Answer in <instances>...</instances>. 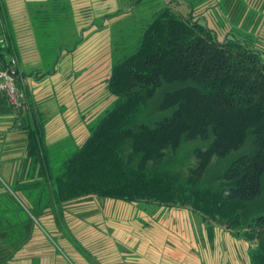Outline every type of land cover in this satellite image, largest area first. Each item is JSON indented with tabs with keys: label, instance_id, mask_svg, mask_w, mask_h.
<instances>
[{
	"label": "trees",
	"instance_id": "obj_1",
	"mask_svg": "<svg viewBox=\"0 0 264 264\" xmlns=\"http://www.w3.org/2000/svg\"><path fill=\"white\" fill-rule=\"evenodd\" d=\"M6 3L17 4L0 0V38L6 42L0 61L13 58L19 74H32L20 67L23 39L16 42L11 34ZM152 19L136 51L111 69L108 90L115 107L64 159L62 171L50 168L44 127L29 125L26 161L38 168V178L25 186L45 180L57 206L96 197L189 208L234 237L255 242L249 264H264V208L257 204L264 196V57L246 40H219L169 6ZM194 140L206 145L193 152L196 167L183 177L161 170ZM213 158L228 159V166L217 176L218 187H203ZM7 204L0 199V264H10L23 247V229L11 222L15 211Z\"/></svg>",
	"mask_w": 264,
	"mask_h": 264
},
{
	"label": "rangeland",
	"instance_id": "obj_2",
	"mask_svg": "<svg viewBox=\"0 0 264 264\" xmlns=\"http://www.w3.org/2000/svg\"><path fill=\"white\" fill-rule=\"evenodd\" d=\"M11 1L17 4L8 6L6 3L4 18L9 22L13 38L16 42L23 39L24 51L31 49L29 60L34 65L39 63L37 53L41 52L47 60L44 72L57 75L39 86L19 79L17 84L23 92L24 103L18 112L0 97L3 120L8 119V126L11 121L15 123L6 129L8 134L5 136L14 140L9 139L7 144L3 140L0 144V199L15 211L10 217L11 222L16 228L23 229L24 234L20 240L23 247L10 264H249L248 252L255 247V242L234 237L223 225L210 224L195 215L189 221V244L187 246L185 240L184 245V255H188L189 260L158 263L150 255H135L136 248L132 245L120 249L127 253L126 261L106 263L98 260L86 245L85 238L92 234L83 230L89 228L87 219L73 225L81 214L67 210L65 205L57 206L45 180L33 187L25 186L38 178V168L26 161L25 140L29 128L26 119L40 106L37 102H41L43 109L81 111L88 120V131L95 128L116 105V97L108 90L112 67L136 51L154 13L164 6L209 27L219 40H246L264 57V0H95L94 6L81 4L74 7L73 14L70 0ZM158 100L159 97L153 101V109ZM46 129L43 135L45 148L51 155L50 168L58 173L63 170L64 159L81 144H75L78 139L73 132L76 130L72 134L65 131L55 143L52 139L58 135L49 127ZM249 147L248 143L243 151H249ZM198 148H206L205 143L194 140L182 144L170 162L161 165V170L183 177L198 164L193 156ZM227 164L228 159L213 158L202 186L218 187L217 176ZM257 204L264 208V196ZM133 242L134 238H128V244Z\"/></svg>",
	"mask_w": 264,
	"mask_h": 264
},
{
	"label": "crops",
	"instance_id": "obj_3",
	"mask_svg": "<svg viewBox=\"0 0 264 264\" xmlns=\"http://www.w3.org/2000/svg\"><path fill=\"white\" fill-rule=\"evenodd\" d=\"M70 1L69 4L73 9L72 14L74 12V7H78L81 4L89 7L95 4V0ZM182 5L185 4L182 3ZM37 49L36 47V51ZM30 50H23L25 58H23L21 63L22 68L31 70L32 74H25L24 76L20 74V79H26L29 85L33 84L34 86H39V84H42L46 79L55 78L57 74L54 72L45 71L47 74L42 77L38 72H35V69H40L44 72L47 60L41 55V52H38L37 54L38 56L40 55V60L38 64L34 65L31 59L29 60L32 55ZM69 52L72 51H68V53ZM37 103L40 104V106L37 107L34 113L32 112L29 114L26 119L28 120V125L35 127L36 124H41L44 129L49 127L55 132L56 136L58 135L57 138L54 137L52 139L55 143L59 141L58 139H60V137L64 136L65 131L72 134V131L76 130L73 132L77 134L78 139L75 144L82 145L90 131H88V120L84 119L85 115L83 116L81 111L74 110L62 112L59 109H43L44 105L41 102ZM3 115L0 103V144L3 143V140H6L7 144L9 139L14 140V138H5L8 134L6 129L9 126L12 128L13 125L15 126V123L11 121L9 126L6 125L8 119L4 121ZM39 119H42V122L39 121ZM11 131L12 130H10V132ZM20 140H22V138H20ZM65 206H67V210L71 209L77 214H81V217L75 219L77 223L73 225L77 226L79 221L87 219L89 228L83 230H89V233L91 232L92 234H89V236L85 238L87 240L86 245L90 246V249H92L93 254L97 256L98 260L106 263L112 261H126L127 259L125 257L127 253L122 252L120 249L122 247L130 248L131 245L134 246L133 248H136L135 255H150L153 257L152 259L158 261V263L159 261L163 263H173V261L176 260L183 262L186 259L189 260V256L186 254L184 255V253H186L184 245L187 243L188 246L191 235L189 221H191L194 215L199 219L202 218L189 208L168 207L148 203H128L96 197L72 201ZM80 235L83 236L84 233L80 232ZM130 237L134 238V242L128 244V238ZM185 240H187L186 243ZM175 247L177 250H175ZM97 249H99L98 253Z\"/></svg>",
	"mask_w": 264,
	"mask_h": 264
},
{
	"label": "built area",
	"instance_id": "obj_4",
	"mask_svg": "<svg viewBox=\"0 0 264 264\" xmlns=\"http://www.w3.org/2000/svg\"><path fill=\"white\" fill-rule=\"evenodd\" d=\"M1 50L6 49V42L0 38ZM17 62L13 58L7 61H0V95L7 99V104L16 112L21 110L24 95L19 88L17 81L20 74L16 70Z\"/></svg>",
	"mask_w": 264,
	"mask_h": 264
}]
</instances>
